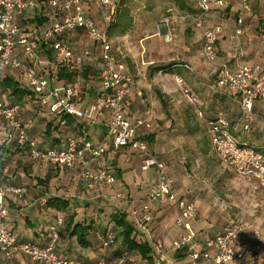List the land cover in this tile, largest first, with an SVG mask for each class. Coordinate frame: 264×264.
Here are the masks:
<instances>
[{
  "label": "built area",
  "instance_id": "obj_1",
  "mask_svg": "<svg viewBox=\"0 0 264 264\" xmlns=\"http://www.w3.org/2000/svg\"><path fill=\"white\" fill-rule=\"evenodd\" d=\"M258 1L254 8L250 0H242L243 8L247 12L256 9L264 28V0ZM195 2L196 12L191 18L201 30L204 56L216 68L212 87L216 92L235 95L240 107L235 120L222 113L208 120L212 149L222 163L233 168L254 189L264 188V127L259 147L242 141L235 132L244 135L253 131L256 103H264V63L231 64L229 60L222 59L218 48L221 27H208L205 22L214 8L227 6L228 0ZM101 3L109 23L114 5L111 0H101ZM48 6L54 10V14L47 22L21 23L18 22L19 18L39 13L40 3L37 0H0V78L8 70L25 75L28 86L39 97L38 104L42 111L58 118L62 124L65 123L61 120L63 115L70 114L83 120L87 127H102L104 135L98 145L91 139L66 135L61 138L59 146L41 147L39 140L29 135L26 124L20 118L21 105L18 102L6 103L0 96V119L7 142L16 148H28L29 157L35 162H47L73 170L80 184L89 191L102 186L113 187L117 183L116 175L106 165L108 157L117 156L122 148H131L142 154L143 171L156 169V179L148 189L147 202L134 209L135 221L139 226L147 228L152 218V204H174L179 210L174 226L179 231L172 240L171 249L184 253L187 264H264V234L258 228L250 229L251 240L242 237L247 227L234 219L227 220L215 234L199 235L195 231L192 222L199 216L197 198H185L174 191V180L169 174L166 160L150 150L142 137L146 132L139 133L140 128H151L150 123L142 117L132 120L127 115V101L133 95L142 98L144 88L119 60L106 28L98 26L83 0H48ZM190 15L168 9L159 25V32L167 40H172L175 23L180 19L186 20ZM243 22L244 17L240 16L232 37L243 32ZM78 30L83 31L84 40L81 48L76 50L70 35ZM262 35L264 42V33ZM44 42L49 43L53 50V61L45 58L40 51ZM94 60L102 69L99 86L95 80L90 81V86L85 84L80 74L74 80L65 82L59 79L57 70L53 68L56 62L82 69ZM173 79L196 114L204 118L205 98L182 74H175ZM85 88L98 93L84 101L82 94L87 93ZM151 88L149 84L148 89ZM9 169V166H4L0 174V264H7V259L16 254H23L42 264H79L62 257L56 250L59 231L65 220L63 211L58 213L56 222L50 226L48 239L43 244L19 240L8 226V194L22 196L28 191L27 186L5 183L4 175ZM114 197L121 198L122 194L117 193ZM46 201L47 198H44L43 202ZM97 238L103 248L116 243V234L112 229L105 234L98 232ZM154 246L158 253L157 264L169 263L164 244L155 241ZM129 263L130 254L125 251L113 264ZM96 264H108L106 257L102 255ZM131 264L144 262L138 260Z\"/></svg>",
  "mask_w": 264,
  "mask_h": 264
},
{
  "label": "rangeland",
  "instance_id": "obj_2",
  "mask_svg": "<svg viewBox=\"0 0 264 264\" xmlns=\"http://www.w3.org/2000/svg\"><path fill=\"white\" fill-rule=\"evenodd\" d=\"M83 1L89 8L88 13L96 20L98 26L101 29L106 28L108 21L105 19V8L101 0ZM111 1L114 7H118L123 0ZM124 1L132 10L134 24L126 35L111 37L113 48L119 60L138 79L140 87L144 88L142 98L133 95L128 100L127 112L130 119L135 120L142 116L152 125L147 130L140 128L139 133L146 132L154 137L150 150L159 158L166 160L169 174L174 180L173 186L179 195L183 194L185 198H197L201 215L198 226L202 223H209L211 226L221 224V229L227 220L234 219L246 227L258 228L264 234V188L254 189L233 168L219 160L212 147L208 145L207 120L196 114L193 106L177 88L173 79L174 75L180 71L202 94L206 101L205 111L208 116L222 113L230 120L237 119L240 107L236 96L216 92L212 87L216 68L206 60L202 48L201 30L191 18L193 13L187 10L189 7L195 10V0H184V6L187 8L184 10L180 8L176 0ZM250 1L255 5L254 8L259 3L255 0ZM169 6L174 7L181 15L191 14L186 20L180 19L175 23L176 29L170 41L161 34L162 32H159V25ZM240 16L244 17L243 32L232 37ZM18 22H20L19 19ZM205 24L208 27H221L218 44L221 57L224 54L226 60L233 56L231 61L239 59L247 63H264L263 28L259 24L256 9L247 12L243 8L242 0H228L227 6L214 8L208 14ZM70 36L73 47L79 50L84 40L82 31L73 32ZM98 66L101 67L100 64ZM99 76L100 74L95 79L97 84L100 81ZM22 81L27 83L25 75H22ZM90 84L91 82H87V85L90 86ZM149 84L152 85L151 89H148ZM85 90L87 93L82 94L84 101L90 96L89 89L85 88ZM23 117L27 128H34V133L38 137L45 134L47 119L51 116L46 115L36 104L29 103L24 106ZM81 122L85 124L83 120ZM263 127L264 103L258 101L255 107L253 131L244 135L239 134V131L235 132L242 141H248L255 147H259ZM89 128L92 134L91 141L98 145L103 136H100L102 134L100 127L96 125ZM4 133L3 123L0 121V143L4 141ZM65 133L63 131L57 134L65 137ZM70 133L73 132L70 131ZM79 137L85 139L84 136ZM38 139L43 142L42 137ZM44 143L48 144L46 141ZM25 155L19 153L12 155L11 158L22 157L23 165V161L31 160L27 155L23 160ZM118 157L120 161L116 165L120 164V168L117 167L116 172L109 168L117 177V183L113 187L92 192L88 190V192L80 184L73 170L56 167L55 164L44 166L41 165L44 162L35 161L37 164L33 171L38 182L37 186L33 187L47 192L54 190L58 197L69 200L67 214L77 212L81 216V221L92 223L97 238L98 232L113 228L112 213L118 208L126 210L127 218L134 223V209L140 208L147 202V192L152 184V180L149 182L146 180L149 172L141 169L142 155H135L130 151ZM110 161H107V166L111 164ZM9 170L11 174V168ZM119 170H122L120 174H118ZM30 173L26 174L32 179L29 177ZM46 174L51 175L48 180L41 178V176L46 177ZM5 177L10 178V175L8 177L4 175V180ZM117 193H121L122 197L115 198L114 195ZM168 206L152 204L150 211L152 218L147 223L149 228L158 218L156 210L162 211ZM75 219L77 220V217ZM115 244H118L119 248L121 238ZM118 257L116 255L115 258ZM141 261L143 262V259Z\"/></svg>",
  "mask_w": 264,
  "mask_h": 264
},
{
  "label": "crops",
  "instance_id": "obj_3",
  "mask_svg": "<svg viewBox=\"0 0 264 264\" xmlns=\"http://www.w3.org/2000/svg\"><path fill=\"white\" fill-rule=\"evenodd\" d=\"M218 44H219V42H218ZM221 49L223 50L222 46H221ZM222 50H221V54H222ZM222 56L223 57H221V58L225 59L224 54H222ZM232 57L233 56H231V59L230 58L227 59L230 61L231 64H237V63L242 62L239 59H235L234 61H231ZM234 58H235V55H234ZM9 73L13 74V76L16 79L22 80L23 74H20L16 71H11V70L9 71ZM1 96H2V99L6 103L11 102V99L7 97V94H3ZM135 96L136 95H134V97ZM33 102H35V101L31 100V97L28 96L25 98V100L22 103V110L20 111L19 115H20V118L22 119V121L24 123H25V120L23 117L24 106L26 104L28 105L29 103L32 104ZM37 104H38V102H37ZM127 105H128V101H127ZM127 108L128 107H126V109ZM127 111H128V109H127ZM46 115H48V114H46ZM127 115L129 116L128 112H127ZM144 119L147 121V119L145 117H144ZM151 127H152V125H151ZM86 128L88 129L87 133H89V136H90L89 138L91 139V136H92L91 130L87 126H86ZM207 128H208V124H207ZM28 131H29L30 135H32L33 137H35L37 139H38V137H40V135H38V137H36L37 135L34 133V131H35L34 128H32V129L29 128ZM100 132L102 133L100 136L104 135V129L102 127H100ZM58 137H61V136L58 135ZM38 140H40V139H38ZM208 140H209L208 145L212 147L210 136H209ZM59 144H60V142H58L55 146H59ZM39 145L41 147H44V148L50 147V145H48L46 143L44 144L41 141H39ZM130 151H132L135 155L140 154L139 152H137L131 148H122L117 156H115L113 158H108V160H107L108 162L111 160L110 161L111 164L109 163L108 167L110 169H112L114 172H116V170L118 168H120V164L116 165L120 161L118 156L125 154L127 152H130ZM19 153L15 154V155H18ZM140 155H142V154H140ZM24 157H27V156L26 155L23 156V160H24ZM142 158H143V156L140 158V160H142ZM21 159H22V157L20 158L18 156L14 157L12 159V164L10 166V168L12 170V174H7L8 176L10 175V178L6 179V177H5V180H6L7 185L27 186L28 191L26 194H24L22 196L12 194V193L8 194L7 200H6L7 206L9 208V215L7 217V224L16 233L19 240H21V241H32V242L43 244L48 239L50 226L56 222L57 215L62 210L51 205L48 201V199H50V198L58 197V195L54 192V190L47 192V191L39 190V188H37V187H33V186H37V182H38L37 179L35 178L36 177L35 171H33V170H35V167H36L35 165L37 163L35 164L34 161L30 160V162L23 161V165H22ZM46 163L47 162H44L41 165L45 166V165L49 164V166H54L53 164H50V163L46 164ZM24 165H25V167H23ZM57 166L58 165H56V167ZM27 172H31L29 177H32V179L28 178V176L26 174ZM148 172H149L148 173L149 175L147 176L146 180H148L147 182L152 180L151 181V183H152L156 179V169L151 168L150 171L148 170ZM37 176L40 177L38 174H37ZM45 176L46 177L41 176V178H45L46 180H48L51 175L46 174ZM104 188L107 189L110 187L109 186H102L99 189L102 190ZM174 191L179 194V192L176 191L175 188H174ZM180 196H183V194H180ZM44 198H47L46 203L43 202ZM87 199H88V197H87ZM167 209H163L162 211H159L157 209L156 210L157 211L156 217H158V218L154 222H152L150 228H149V224H147V228L146 229L144 228V231H146L147 238H149L151 241H153V242L161 241L164 244V250H165L166 255L168 257V260H169V263H167V264H187L186 256L184 253L175 252L171 249L172 240L177 236L178 231H179L178 228H175V226H174V219L179 214V210L177 209V207L175 205H171V204L167 207ZM200 216L201 215L199 212V216L195 220H193V222H192L195 231L199 235H203L206 233L215 234L220 230L221 224H216V226L213 224L211 226V224H209V223L208 224L202 223L201 226H198V223L200 221V219H199ZM76 217H77L76 221L81 220V216L79 213L77 214V212H76ZM154 219L155 218H153V220ZM203 226H205V227H203ZM251 228L252 227H247L246 231L243 233L242 237L244 239H248V240L252 239L251 232H250ZM151 230H153L152 231L153 233L151 232ZM62 231H63L62 235L60 236V240H59L58 246L56 248L58 254H60L64 258H67L70 260H75L79 264H96L98 259L102 255H104L106 257L108 264H112L116 259L115 257L117 255V251L122 247V245H121L118 248V244H115V245L110 246L108 248H103L101 246L100 241L95 236L94 229L92 231H90V233L87 236V240L90 243V245L88 247L82 246L79 243L77 237L71 236L68 232L65 231L64 227L62 228ZM138 260H141V257L139 255L130 254V263L129 264H131V262H133V261H138ZM143 262H144V264H152V263L147 262L145 260H143ZM6 263L7 264H42L38 261L32 260L31 258H29L23 254H16V255L12 256L11 258L7 259ZM156 264H157V261H156Z\"/></svg>",
  "mask_w": 264,
  "mask_h": 264
},
{
  "label": "trees",
  "instance_id": "obj_4",
  "mask_svg": "<svg viewBox=\"0 0 264 264\" xmlns=\"http://www.w3.org/2000/svg\"><path fill=\"white\" fill-rule=\"evenodd\" d=\"M37 1L40 3L39 13L33 16H26V17L19 18L21 23H40L42 24L50 20V17H52V15L54 14V10L48 6V0H37ZM86 1L88 0H85V2ZM176 1L178 2L182 10L187 9L184 6V0H176ZM255 1H258V0H255ZM170 8H173L175 10L174 7L169 6L165 11V15L167 14L168 9ZM187 10H190L191 13L196 12V8L195 10H193L191 7H189ZM133 24H134V18L132 15V10L130 6H128V4L123 0L122 3L118 7L116 6L114 7V12L112 14L111 20L106 26V30L110 38L115 37V36L119 37V36L126 35L132 29ZM259 24L263 28L262 21L260 19H259ZM262 32L264 33V28ZM66 36L67 35L63 37H66ZM40 51L44 55L45 58H48L52 61L54 60L53 50L50 48L49 43H45V42L42 43L40 47ZM98 65L99 64L97 61H94V62L92 61L91 63L86 64L82 69H78L77 67H74V65L72 64L70 65V64H62V63L55 62L53 68L57 70V76L59 77V79L65 82H70L74 80L80 74L84 78L85 84H87V82H90L91 80H95L99 74L101 75L102 69ZM97 68H99L100 70H98ZM9 71L10 70L6 71L0 78V96L1 94L2 95L7 94V97L11 99L10 103L18 102L21 105V110H22L23 101L25 100L26 97L29 96L31 97V100L35 101L33 103L36 104L40 108L39 104H37L39 97L28 86V83H24L22 80L16 79L13 76V74L9 73ZM176 74H181V73L179 71ZM92 86H93V83H92ZM97 93L98 91L89 92L90 97H94ZM215 94L218 95L217 93ZM212 117L213 116H208L205 112L204 118L207 120V124H208V120ZM61 120L64 121L65 123L62 124L60 120H58V118H55V117H51L50 119H47L45 134L40 135V137L43 138L42 139L43 143L44 141H46L48 145H50V147L55 146L58 142L61 141V138H62V137H58L59 134L57 133H61L63 131L66 132L65 136L66 135H72L75 137L84 136L85 139H90L89 133H87L88 129L86 128L85 124L81 122L80 119L70 114H64ZM0 121L2 122L1 119ZM70 131L73 133L69 134ZM55 132L57 133L54 134ZM30 136L32 138H35L32 135ZM142 137L147 141L149 148H150L151 142L153 141L154 137L147 133L143 134ZM19 152L22 155L26 154L29 157L28 148H19V147L16 148L14 144L12 145L9 144L7 142V137L4 133V141L0 143V163H1L0 164V174H2V168L4 166L10 167V165L12 164L11 156ZM8 173L10 174V172ZM120 173L121 171L119 170L118 174ZM7 174H5V176ZM11 174H12V170H11ZM4 181L6 183V180ZM48 201L51 205L61 209L65 213L64 224L60 228V231H59L60 236L62 235V232H63L62 228L64 227L65 231L68 232L71 236L77 237L79 243L82 246L88 247L90 243L87 240V236L90 233V231L93 230L94 225L92 223H86L81 220L76 221L75 219L76 213H73V214L70 213L68 215L66 210L69 209L70 203H69V200H67L65 197L50 198L48 199ZM112 219L114 222V226L112 230H114L116 234V242L118 241V239L121 238V245H122V247L117 251V255L121 256L123 252L128 251L129 254H137L141 257V259L147 262H150L152 264H156V261L158 259V253L155 250L154 242L151 241L149 238H147L146 232L136 223V221L133 223L127 218V211L119 209V208L116 209L112 213ZM108 230L105 229L101 233L105 234ZM113 245L115 244H112L111 246Z\"/></svg>",
  "mask_w": 264,
  "mask_h": 264
}]
</instances>
